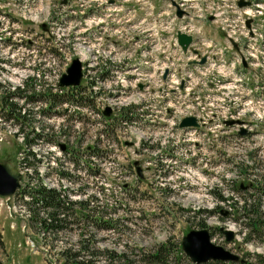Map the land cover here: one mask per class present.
Wrapping results in <instances>:
<instances>
[{
  "label": "rangeland",
  "instance_id": "1",
  "mask_svg": "<svg viewBox=\"0 0 264 264\" xmlns=\"http://www.w3.org/2000/svg\"><path fill=\"white\" fill-rule=\"evenodd\" d=\"M100 1L0 0V57L5 59L0 62V94L5 87L11 89L23 84L27 75L34 78L30 82L36 83V89L56 93L54 83L63 74H68L66 68L72 58L80 62L84 76L98 68L100 71L107 59L113 69V78L109 82H98L100 90L101 87L113 89L116 84L123 87L120 92H114L112 98H106L108 103L114 104V108L125 103L136 105L144 100L152 103L155 88L150 85L151 92L140 88L146 87L145 83L142 84L145 80L157 87V78L137 74L129 65L138 64L137 50L142 34L132 25L137 24L138 16L125 21L115 15L112 21L106 19L107 22L98 26L97 16L103 14ZM150 1L156 6L161 4V0ZM186 7H193L204 17L213 13L206 0L187 3ZM90 8L92 10H88ZM87 10V15L81 13ZM233 20L235 22L231 21V24H241L240 29L230 30L235 41L237 37H253L250 24L261 19L240 14ZM220 22L223 25L230 23ZM207 26L212 33L214 24ZM86 31L87 35L82 34ZM218 34L219 37H212L222 40L221 33ZM146 35L151 38V34ZM8 36L10 39L4 40ZM149 45L152 48L147 46L148 53L154 52L157 44L151 40ZM172 53L173 50L167 47L163 56ZM146 62L149 65L153 59ZM260 65L264 72V60ZM160 66V77H166V82L173 88L184 85L174 79L173 74L167 73L166 64ZM160 77L157 80L162 82ZM202 81L201 77H193L188 83L196 92L193 114L203 120L225 116L234 124L223 127L220 123L207 122L206 133L197 131L193 140H179L175 144H171V139L180 137L181 131L173 127V134L171 126L137 129L130 125L127 135L120 134L125 138L124 142L118 144L110 131L109 135H98L95 141L97 130L101 128L100 120L79 119L71 109L63 115L58 111L45 117L34 113L30 114V126L44 125L39 142L31 145L37 160L20 148L21 135L15 134L17 125L4 120L0 114V161H8L21 170L20 179L25 185L39 181L61 189L69 197L87 198L89 206L91 202L96 206V217L102 219L101 227L92 224L82 227L79 218L78 224L50 231L38 220L27 219L23 197L0 196V264H69L63 261L59 250L63 247H70V252L77 249L80 229L85 236L92 233L91 240L83 243H87H84L87 251H98L95 259L99 263L113 258L111 264H195L182 251L180 239L187 230L200 227L208 229L210 241L246 258V261L220 259L196 264H264V225L252 231L236 206L243 194L251 193L248 196L251 201L258 200L261 219H264V117L260 118L264 115V106L251 110L244 102V93L241 96L238 86L234 89L230 84H224L222 92V88L217 87L218 94L207 93ZM14 99L18 104L22 103L21 99ZM43 100L29 102L30 105L24 107L33 110L36 108L33 104L38 102L43 107ZM185 116L192 114L181 109L176 118L181 120ZM243 120L247 121L246 125ZM234 127L238 131L244 129V133L249 128L251 132L235 135L232 134ZM56 133H64L60 137L75 143L73 156L78 157L76 161L61 152L59 144L67 141L57 137L58 144H53L55 136L52 135ZM90 144L95 145L93 156L90 152L84 154L80 151ZM134 159L142 169L141 176L135 174ZM87 162L97 171L86 167ZM162 168L166 172L164 177H161L164 175ZM61 169L69 172L70 180L60 176ZM249 178L258 189L243 186ZM76 179L80 181L82 192H71L77 185ZM218 195L226 199L221 200ZM220 208L227 213L221 214ZM39 212L42 214V210ZM108 222L111 227L104 228ZM219 225L232 229V239L225 240L217 228Z\"/></svg>",
  "mask_w": 264,
  "mask_h": 264
},
{
  "label": "trees",
  "instance_id": "2",
  "mask_svg": "<svg viewBox=\"0 0 264 264\" xmlns=\"http://www.w3.org/2000/svg\"><path fill=\"white\" fill-rule=\"evenodd\" d=\"M3 60L5 59L0 57V62ZM33 79L34 78L30 75H27L24 78L23 84L12 86L11 89L5 87L1 90L0 112L3 113L0 114H2V118H4V120H9L17 125L15 134L17 133L18 135L20 133L21 135L20 148H23V151L30 154L33 159L38 160V158L34 157L36 152L33 150L31 145L39 142L40 137L43 135L42 130L44 129V125H39V127L30 126V114L37 113L41 115H48L47 112H49L50 109L55 107L57 104H61L62 99H60L61 96L57 93L36 89V83L31 84L30 82ZM45 86H48V84ZM14 97L21 99L22 103L18 104ZM47 98L51 104L54 103L52 106L41 107V105H39L33 110H31L30 107H24L25 103H31L37 101L38 99H44L43 101H46L47 103ZM26 126L30 127V129L24 130L23 128ZM61 134L64 136V133ZM243 167L245 168L246 165H243ZM59 174L64 178L69 180L71 179L70 174L66 171V169H61ZM252 186L254 189L259 188L258 186ZM23 190L28 196V198L24 200L27 212L29 213L27 215V219L29 218V221L31 218L38 220L40 225L42 224L44 227H48L50 231H57L61 228H66L69 224H78L79 218L72 212V207L74 205L81 212L82 222L79 224L82 227L88 224L95 225V227L102 226V219L99 217L95 218L91 213V209H96V206H89L87 198L79 200L68 199L67 195H64L61 189L47 186L39 181L29 185L27 189L23 188ZM250 194L251 193L243 194L244 196L242 197L241 202L236 206L240 210V216L244 218V223L249 224L252 231H257L264 225V219H261L262 212L259 209L258 200L256 199V201H254L252 199L251 201L248 196ZM218 198L223 200L225 199V196L218 195ZM236 200L237 199H235L234 202H236ZM40 210H42V214H40ZM103 227H111V224L108 222L104 224ZM88 234L89 235L85 236V232L80 229L77 249L70 252V247H63L59 250V254L63 261H66L69 264H111L113 258L108 259V262L99 263V261L95 259V255L98 251L96 249H94V251H87L85 249L87 245H84V243H87H83V241L88 242L92 238V233L90 232ZM156 254L157 253H154L153 255ZM114 258L116 260L118 259L117 257Z\"/></svg>",
  "mask_w": 264,
  "mask_h": 264
},
{
  "label": "water",
  "instance_id": "3",
  "mask_svg": "<svg viewBox=\"0 0 264 264\" xmlns=\"http://www.w3.org/2000/svg\"><path fill=\"white\" fill-rule=\"evenodd\" d=\"M248 1H246L247 3ZM173 3V2H172ZM239 4H242V1H238ZM177 7V6H176ZM176 14L180 15L182 11L177 7ZM190 40V35L177 32V41L184 50L187 43ZM234 44V43H233ZM235 45V44H234ZM203 60L201 57L200 61ZM66 71L68 74H63L58 79V85H68L76 84L79 81L81 71H80V62L77 58H72L70 64L67 66ZM108 108L104 110L107 112ZM232 120L227 119L226 123H230ZM195 124V119L192 116L183 117L179 125H192ZM240 133H244V129L239 130ZM62 147V144H61ZM138 171V168H137ZM20 171L12 166L8 161H0V195L6 196L10 195L14 189L19 185ZM222 214H225V210L220 211ZM218 229L224 234V238L229 240L232 238V230L219 226ZM180 245L185 254H187L191 261L194 263L204 262L208 259H236L237 255L231 253L227 249L223 248L219 244H215L209 240V232L207 228H191L187 230L180 240Z\"/></svg>",
  "mask_w": 264,
  "mask_h": 264
},
{
  "label": "built area",
  "instance_id": "4",
  "mask_svg": "<svg viewBox=\"0 0 264 264\" xmlns=\"http://www.w3.org/2000/svg\"><path fill=\"white\" fill-rule=\"evenodd\" d=\"M192 133L190 132L189 133V135H187L186 137H183V138H181L182 140H188V139H192L193 137H192V135H191ZM174 141H177L178 140V137L177 138H175V139H173Z\"/></svg>",
  "mask_w": 264,
  "mask_h": 264
},
{
  "label": "bare ground",
  "instance_id": "5",
  "mask_svg": "<svg viewBox=\"0 0 264 264\" xmlns=\"http://www.w3.org/2000/svg\"><path fill=\"white\" fill-rule=\"evenodd\" d=\"M243 33V32H242ZM237 35V34H236ZM237 39V38H236ZM236 260H238V258L236 259Z\"/></svg>",
  "mask_w": 264,
  "mask_h": 264
}]
</instances>
